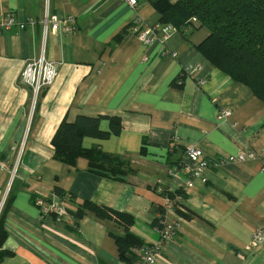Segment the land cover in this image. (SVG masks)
I'll return each mask as SVG.
<instances>
[{
    "label": "crops",
    "instance_id": "crops-1",
    "mask_svg": "<svg viewBox=\"0 0 264 264\" xmlns=\"http://www.w3.org/2000/svg\"><path fill=\"white\" fill-rule=\"evenodd\" d=\"M50 0L58 18L74 20L71 32H50L46 58L57 77L45 89L30 122L22 165L11 184L0 223L6 233L0 264H132L136 248L120 258L114 237L124 228L90 211L73 224L48 216L39 219L38 196L71 197L73 213L83 202L131 216V233L142 245L159 239L156 221L161 194L181 196L176 213L184 218L177 236L164 244L154 264H264L263 160L227 164V156L264 152V103L251 90L214 68L198 51L207 31L198 25L172 33L158 46H143L126 30L159 23L146 0ZM43 0H0V19L13 14L25 30L0 34V156L11 164L28 123V88L20 82L25 64L37 57L41 43ZM188 68H195L186 74ZM197 68V69H196ZM228 110L227 121L217 112ZM120 120L117 135L84 138L82 147H99L127 165L111 177L92 170L81 157L73 166L55 159L51 140L61 121L77 116ZM102 131L109 120L100 121ZM200 149L212 163L192 188L177 171L185 149ZM223 162V163H222ZM8 174L0 171V206Z\"/></svg>",
    "mask_w": 264,
    "mask_h": 264
},
{
    "label": "trees",
    "instance_id": "trees-1",
    "mask_svg": "<svg viewBox=\"0 0 264 264\" xmlns=\"http://www.w3.org/2000/svg\"><path fill=\"white\" fill-rule=\"evenodd\" d=\"M146 1L156 11L161 24H171L182 32L195 25L204 28L207 36L198 45L200 54L214 68L246 85L264 103V0ZM103 119L109 120L108 131L100 129ZM120 129V120L116 117L79 115L71 123L63 120L51 140L54 157L70 166L83 157L92 170L102 171L111 177L123 175L127 170L124 160L104 153L99 147H82L84 138L106 139L117 135ZM87 211L124 228V235H112L120 258L123 259L129 249L142 245L130 231L134 225L133 218L111 209L83 202L71 213L73 224ZM5 238L6 233L0 223V262L8 255L1 249Z\"/></svg>",
    "mask_w": 264,
    "mask_h": 264
},
{
    "label": "built area",
    "instance_id": "built-area-1",
    "mask_svg": "<svg viewBox=\"0 0 264 264\" xmlns=\"http://www.w3.org/2000/svg\"><path fill=\"white\" fill-rule=\"evenodd\" d=\"M128 5L132 8L136 6V0H127ZM195 20H191L194 22ZM74 20L67 16L65 18H58L50 11V0H43V11L40 20L41 27V43L37 57L29 60L23 67L20 73V82L29 90V99L27 104L28 123L20 143L14 148L15 157L13 162L9 164L0 156V171L8 174V188L5 192L4 198L1 202V208L5 205L8 196L9 188L15 178L18 170L22 165L24 150L26 148L29 132L30 122L35 114V111L40 102L41 95L45 89L50 87L57 77L56 64L46 58L47 36L50 32L61 34L63 32H71ZM28 24L18 20L13 14H8L0 19V34L10 29H17L19 31L25 30ZM179 31L171 24H155L152 26L142 27L139 25V20L134 21L127 28V34H131L146 47L157 45L158 54L161 57L175 54H169L165 48V41L172 33ZM197 69V68H196ZM186 74H191L195 68H188L185 70ZM231 116L230 111L225 110L217 112L216 119L218 121H227ZM185 162H180L177 169L170 171V175L175 176L177 171H181L186 175V188H192L195 180H200L205 173L210 169L212 163L204 156L203 152L194 147L188 146L185 149ZM263 160L264 152H240L236 155L227 156L224 163L234 164L244 162L247 160ZM223 163V162H222ZM262 170L264 171V160ZM162 205L160 213L156 222V230L159 234V239L155 244L141 245L136 248L138 259L132 264H154L160 257L164 244L171 241L177 236L179 229L184 223V218L176 213L178 202L181 196L175 192L165 191L161 194ZM69 195L58 196L53 195L52 198L38 196L34 203L39 212V219L51 216L58 222H65L72 224L74 222L73 215L68 209L67 204L70 202ZM264 232L256 230L250 237V245L255 246L262 242Z\"/></svg>",
    "mask_w": 264,
    "mask_h": 264
}]
</instances>
